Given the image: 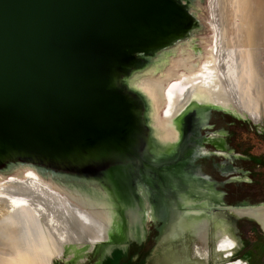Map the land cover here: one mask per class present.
I'll return each mask as SVG.
<instances>
[{"label": "bare ground", "instance_id": "6f19581e", "mask_svg": "<svg viewBox=\"0 0 264 264\" xmlns=\"http://www.w3.org/2000/svg\"><path fill=\"white\" fill-rule=\"evenodd\" d=\"M176 1L184 12L177 31L119 51L106 70L138 138L156 152L176 145L189 111L206 127L212 111L264 125V0ZM71 160L0 147V264H80L124 239L118 204L102 179ZM185 193L179 192L183 211L169 241L189 234L195 257L212 259L213 248L217 264H248L229 259L233 241L217 212L254 219L264 231V204L209 206ZM178 253L177 262L192 260Z\"/></svg>", "mask_w": 264, "mask_h": 264}, {"label": "water", "instance_id": "95a60500", "mask_svg": "<svg viewBox=\"0 0 264 264\" xmlns=\"http://www.w3.org/2000/svg\"><path fill=\"white\" fill-rule=\"evenodd\" d=\"M183 16L176 0H0V147L64 154L99 175L121 215L140 210L165 152L143 146L106 70ZM180 125L178 152L204 124L189 111ZM130 226L138 239L143 225Z\"/></svg>", "mask_w": 264, "mask_h": 264}, {"label": "flooded vegetation", "instance_id": "af4514ba", "mask_svg": "<svg viewBox=\"0 0 264 264\" xmlns=\"http://www.w3.org/2000/svg\"><path fill=\"white\" fill-rule=\"evenodd\" d=\"M225 115L232 116L229 112H226ZM209 127L210 125L207 126V128ZM202 128L199 127L190 136L185 151L178 152L177 147L182 142L180 136V139L174 141L176 145L173 152H165L157 158V164L163 170L156 174L155 189L147 191V201H143L140 210L132 213L130 217L121 215L125 237L122 241L110 243L107 258L105 257L103 261L110 257L111 264L113 248L121 251V256L115 264H148L156 250H164L173 232L168 228V224H170L169 222L178 223L182 213L179 192L186 191L184 198L196 200L194 202L204 200L209 203V206H245L243 204L227 205L218 198L219 193H222L220 189L227 183L247 180L245 174L249 173L250 160L253 159V156L246 151L247 148L243 147V143L238 139L232 142L233 148L236 150L233 151L226 142L223 132L202 135L200 132ZM260 136L264 139V134L260 133ZM252 163L260 168L255 169L252 173L255 175L264 198V163L260 158L258 161L253 160ZM209 193H212V196ZM257 205L260 204L253 206ZM144 220L149 223V226L159 224L155 228L157 234L153 237L149 236L150 228H147L148 231L143 229L145 231L138 240L135 228L130 224L132 222L142 224Z\"/></svg>", "mask_w": 264, "mask_h": 264}, {"label": "rangeland", "instance_id": "374dc122", "mask_svg": "<svg viewBox=\"0 0 264 264\" xmlns=\"http://www.w3.org/2000/svg\"><path fill=\"white\" fill-rule=\"evenodd\" d=\"M183 117L184 116L182 115L181 119H183ZM208 120L210 127L207 128L203 125V128L200 130L202 135L223 132L225 135V140L230 146V149L236 151L235 148H233L232 142L238 139L243 143V147L247 148L246 151H248L249 154L253 156V159L250 160L251 165L249 166V173L245 174L247 180L236 183H227L222 187V189H220L222 193H219L218 199L227 205L243 204L245 206H253L264 203L262 190L255 179V175L252 173L255 171V169H260L254 166V162L252 163L253 160L258 161V158H260V160H262L264 163V139H262L260 136V133L264 134V125H256L251 121L249 122V120H241L236 117L224 115L221 112L215 111L211 112ZM209 194L212 196V193ZM217 214L219 224L223 227V230L233 241L235 253L229 259L240 258L248 262V264H264V231L257 224V222L249 217H236L227 212H217ZM142 225L143 229L146 231H148L147 228H150L149 231L151 232H149V236H155L157 234L155 228H157L159 224H153L149 226V223L144 220ZM212 228L217 231V227H213L212 225ZM261 236L263 237V242H258ZM168 243L169 248L167 250H156L153 257L150 258L148 264H193L194 258L197 260V264H217L216 260L214 259L215 254L213 252V248L211 249L212 259L211 257L207 260L200 256L195 257V254L193 253L194 249L190 248L191 246L193 248V239L189 234L184 233V235L178 237L177 240H173V242L169 241ZM210 243L212 247V242ZM179 248L182 249V255L187 254L191 256L192 260L190 262L184 261L182 259L183 256L181 257L182 260L179 262L176 261L179 254ZM106 255L107 252L106 254H103L99 251H92L86 256L85 261L80 264H103L104 262V264H110V257L106 259V261H103L105 257L107 258ZM120 256L121 251L113 248L111 250V264H115ZM217 259L222 260L219 255L217 256ZM56 264L65 263L62 260H57Z\"/></svg>", "mask_w": 264, "mask_h": 264}, {"label": "trees", "instance_id": "16d2710c", "mask_svg": "<svg viewBox=\"0 0 264 264\" xmlns=\"http://www.w3.org/2000/svg\"><path fill=\"white\" fill-rule=\"evenodd\" d=\"M258 242H263V237L262 236L259 238Z\"/></svg>", "mask_w": 264, "mask_h": 264}]
</instances>
